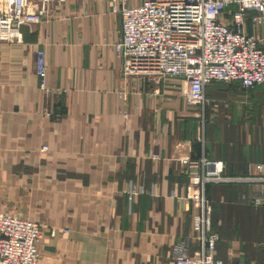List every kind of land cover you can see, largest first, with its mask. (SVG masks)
Instances as JSON below:
<instances>
[{
    "label": "crops",
    "instance_id": "0c3cea01",
    "mask_svg": "<svg viewBox=\"0 0 264 264\" xmlns=\"http://www.w3.org/2000/svg\"><path fill=\"white\" fill-rule=\"evenodd\" d=\"M115 4H51L22 27L23 42H0V212L44 223L38 264H176L174 245L198 247L180 160L207 157L233 179L207 186L215 255L253 257L258 243L243 246L264 225L253 205L264 195V87L213 81L206 103L190 106L180 78L124 76ZM39 49L50 94L35 72ZM129 180L148 192L129 201Z\"/></svg>",
    "mask_w": 264,
    "mask_h": 264
},
{
    "label": "built area",
    "instance_id": "2783aa9c",
    "mask_svg": "<svg viewBox=\"0 0 264 264\" xmlns=\"http://www.w3.org/2000/svg\"><path fill=\"white\" fill-rule=\"evenodd\" d=\"M66 1L0 0V42H23V26L40 22L51 4ZM128 1L115 0L113 8L121 15L122 36L114 49L123 61L124 76L180 78L190 106L206 103L205 87L213 81H239L245 90L264 87V0H143L133 6ZM247 22L255 31L248 29ZM35 72L43 92L53 93L47 84L44 49L37 50ZM41 150L48 151V145ZM152 158L161 156L155 153ZM180 162L188 176L186 198L194 204L193 239L198 247L191 255L188 238L174 245L176 264H264L227 263L216 257L220 236L213 231L207 186L233 179L222 174L220 162L207 157ZM124 192L133 201L148 190L129 180ZM253 205L264 206V195ZM44 232V223L0 212V264H38V242Z\"/></svg>",
    "mask_w": 264,
    "mask_h": 264
},
{
    "label": "rangeland",
    "instance_id": "374dc122",
    "mask_svg": "<svg viewBox=\"0 0 264 264\" xmlns=\"http://www.w3.org/2000/svg\"><path fill=\"white\" fill-rule=\"evenodd\" d=\"M247 25H248V29L250 31H255L251 22H247ZM259 209H261L264 213V208H259ZM13 214H16V213H13ZM261 214H262V212H261ZM254 227L258 228L257 230H259L260 232L257 233L256 235H253V236L250 235L251 237H246L247 236L246 235L245 238H247L246 239L247 243L243 247H244V249H246L249 246V242L252 243V242L256 241L258 243L257 248L259 247L258 252L256 254L254 253V255H253V257L254 258L256 257V259L252 260L253 257H250V256L243 258V255H240V257L238 256V258H236V257L233 258V261L231 263H250L251 261L262 262L261 258H263V254H264V235H263L264 233L262 232V230H264V225L262 224L261 217L259 219V224L255 225ZM259 241H260V243H259Z\"/></svg>",
    "mask_w": 264,
    "mask_h": 264
},
{
    "label": "trees",
    "instance_id": "16d2710c",
    "mask_svg": "<svg viewBox=\"0 0 264 264\" xmlns=\"http://www.w3.org/2000/svg\"><path fill=\"white\" fill-rule=\"evenodd\" d=\"M263 47H264V46H263ZM250 206L254 207V206H253V205H251V204H250ZM259 243H260V241H259ZM249 244L251 245V243H250V242H249Z\"/></svg>",
    "mask_w": 264,
    "mask_h": 264
}]
</instances>
